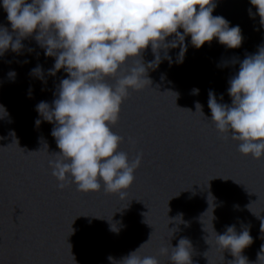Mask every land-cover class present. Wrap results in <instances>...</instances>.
I'll return each mask as SVG.
<instances>
[{"label":"water","instance_id":"95a60500","mask_svg":"<svg viewBox=\"0 0 264 264\" xmlns=\"http://www.w3.org/2000/svg\"><path fill=\"white\" fill-rule=\"evenodd\" d=\"M214 2L212 15L224 17L229 27L238 25L242 44L228 49L214 38L197 49L186 37L182 63L175 62L179 47L170 49L171 65L162 60L148 71L151 86L130 90L112 131L123 137L118 151L142 159L123 199L83 193L73 183L57 188L48 164L60 151L51 135L54 125L35 109L41 101L51 104L67 73L47 75L55 59L44 55L35 33L21 41L19 54L9 49L0 56V105L8 113L0 119V264H109L108 256L119 260L151 232L140 254L157 256L160 264H171L161 248L170 254L181 238L191 243L192 264H233L231 252L215 245L213 231L223 234L231 225L237 234L249 230L252 243L241 252L248 264H264V158L241 154L238 141L218 134L207 104L210 90L218 102L231 103L228 81L239 62L264 45V25L258 15L250 17L248 10L256 9L249 0ZM6 15L0 8V25L11 31ZM143 59H154L150 46ZM38 65L43 81L30 74ZM196 102L205 117L193 113Z\"/></svg>","mask_w":264,"mask_h":264},{"label":"clouds","instance_id":"9594fccd","mask_svg":"<svg viewBox=\"0 0 264 264\" xmlns=\"http://www.w3.org/2000/svg\"><path fill=\"white\" fill-rule=\"evenodd\" d=\"M249 3L256 9L255 14L248 10L250 17L258 15L264 25V0ZM215 7L214 0H0L11 25V31L0 25V56L9 49L19 54L24 47L21 41L35 33L44 55L55 59L47 75L55 76L61 69L67 73L51 104L41 101L35 109L43 121L54 125L51 135L60 151L51 154L48 164L59 190L73 183L83 193L127 196L142 154L129 160L127 153L118 151L123 137L114 133L112 126L119 119L121 105L130 90L151 86L150 69H156L162 60L171 65L170 49L179 47L175 62H183L186 37L197 49L214 38L228 49L241 46L240 27H229L224 17L213 16ZM149 46L154 59L145 63L143 53ZM129 62L131 66L126 67ZM30 74L42 81L45 75L39 65ZM8 76L14 78L15 73ZM109 78L115 83L109 84ZM228 84L230 104L218 102L215 93L208 92V119L218 134L239 142L241 154L264 158V45L239 62V70ZM198 92L192 90L194 95ZM202 108L196 102L195 112L180 109L203 115ZM7 116L6 108L0 105V119ZM40 123L41 119L35 121L37 126ZM110 230L119 231L116 224H111ZM213 231L215 245L231 252L233 264H248L241 255L252 243L247 227L239 234L235 225L227 226L223 234ZM151 233L146 242L119 260L108 256L109 264H160L157 256L140 254ZM190 249V241L181 238L171 246L170 254L167 247L160 253L168 255L171 264H192Z\"/></svg>","mask_w":264,"mask_h":264}]
</instances>
